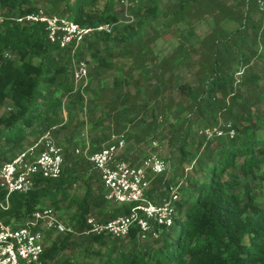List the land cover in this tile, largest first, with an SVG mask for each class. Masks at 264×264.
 Returning a JSON list of instances; mask_svg holds the SVG:
<instances>
[{
    "label": "trees",
    "instance_id": "16d2710c",
    "mask_svg": "<svg viewBox=\"0 0 264 264\" xmlns=\"http://www.w3.org/2000/svg\"><path fill=\"white\" fill-rule=\"evenodd\" d=\"M33 1L0 0V105L6 101L13 105L0 114V163L10 160L7 150L27 136L34 141L45 128L59 125L64 104L80 110L86 103L83 92L71 93L69 53L48 40L42 23L14 20L36 11ZM136 1L132 24H118L115 0H74L65 7L82 26L116 24L110 33L86 35L76 53V58L89 55L93 62L84 92L94 105L96 98H102L100 87L106 81L104 95L111 101L101 115L113 120L116 130L130 115L141 114L140 133L122 135L133 138L137 146L165 130L176 160L171 173L154 178L148 196L168 198V187H175L173 223L154 224L158 236L146 244L136 237L137 227L124 237L125 245L122 238L106 233L81 234L90 228L87 217L105 222L129 213L133 204L108 202L98 173L84 156L74 154L75 148L70 152L64 148V167L57 178L38 176L29 191L11 193L8 207L0 209V220L13 224L37 209H59L62 203L73 209L65 224L75 233L46 231L42 264H264V201H258L255 193L261 179L257 172L264 164V116L259 111L264 105V0H170L164 6L160 0ZM58 14L64 16V10ZM199 20L208 22L209 31L191 38L189 29ZM166 34L177 37L181 56L179 50L166 56L167 48L148 52V45ZM189 54L197 56L196 86L180 85V102L169 98L159 103L176 61ZM117 57L122 63L115 61ZM127 60L130 66L124 70ZM149 62L157 70L143 85V77L131 74L151 72ZM113 69L118 74H109ZM130 82L133 94L127 89ZM149 100L157 106L150 107ZM65 113L66 124L74 115L69 109ZM173 113L177 117L160 127L163 116L168 119ZM92 120L94 131L100 116ZM207 127L223 133L210 137L197 133ZM107 140L105 131L95 133L89 139L90 151ZM121 157L138 162L130 155ZM79 182L84 185L81 197L73 190ZM6 194L0 184V204ZM78 244H82L79 251Z\"/></svg>",
    "mask_w": 264,
    "mask_h": 264
},
{
    "label": "built area",
    "instance_id": "2783aa9c",
    "mask_svg": "<svg viewBox=\"0 0 264 264\" xmlns=\"http://www.w3.org/2000/svg\"><path fill=\"white\" fill-rule=\"evenodd\" d=\"M127 5L128 0H119ZM125 19H119L118 24H129L133 21L131 14L124 13ZM0 18V22H1ZM18 23H42L48 40L69 53L71 65V93L83 92L89 82V63L84 58H76L82 41L93 31L110 33L116 25L104 23L98 26H82L72 18L56 13H48L43 8L14 18ZM5 56H9L8 53ZM65 111L63 110V113ZM66 114L59 125L46 129L43 134L28 146L5 161L0 167V184L7 190L5 203L1 208L8 207V196L13 192H27L35 182L36 177L57 178L64 167V147L60 145L53 134L58 126L64 125ZM208 137L213 133L221 135L219 128H204L200 134ZM229 134L233 131L229 130ZM158 147L157 141H151ZM126 142L122 136L108 140L96 151H90V143L85 142L81 148H75L76 156L84 158L92 165L100 178V185L105 199L113 204H133L129 213L99 222L93 216L86 219L90 228L81 234L106 233L114 238H124L132 227H137L136 237L142 241L157 238L156 225L169 226L173 223L175 213L173 201L177 194L175 187L169 186L170 196L162 199H151L148 193L155 177L165 173L167 162L163 158L145 157L133 163L121 157ZM59 234L75 233L70 226L61 221L57 211L52 207L35 210L30 216L16 224H7L0 220V264H42L40 256L44 250L45 232Z\"/></svg>",
    "mask_w": 264,
    "mask_h": 264
},
{
    "label": "rangeland",
    "instance_id": "374dc122",
    "mask_svg": "<svg viewBox=\"0 0 264 264\" xmlns=\"http://www.w3.org/2000/svg\"><path fill=\"white\" fill-rule=\"evenodd\" d=\"M74 0H35L32 2L33 5H35L37 8H43L46 11H51L54 10L56 11V14H58V11L64 10V16H67L68 18H71L70 11L65 7V4L68 2L69 4H72ZM170 2V0H160V3L162 6L167 5ZM138 6V2L136 0H128L127 5L121 4L119 0H115V7L117 12L119 13V19H125L124 18V13H129L133 14V10H135ZM131 14V15H132ZM134 15V14H133ZM132 15V16H133ZM135 19L132 22H129V24L135 22L136 16L134 15ZM125 24V23H124ZM190 33H192L191 38L196 39L195 37L197 35H202L205 32L209 31V25L207 21H196L194 22L192 28L189 29ZM154 30L151 32L146 31L145 38H147L148 35L153 34ZM189 33V31H188ZM156 35V34H154ZM179 40H177V37H174L171 34H166L161 37H157L155 42H151L150 45H148V52L151 53H160L162 50L166 49L164 54L166 56L170 55L173 51H178L180 49L178 45ZM180 54V50L177 52ZM148 54V58L149 55ZM181 56V54H180ZM84 59L88 61L89 63V71H93V62L90 59L89 55H85ZM197 56L193 54H189L185 56L184 58L180 57L175 63V68L173 70L172 76L168 78V83H167V88L166 91L164 92V95L160 96L158 98L159 103H166V101L169 98H172L174 101L180 102L183 97L181 96L178 87L180 85L186 84L191 87L196 86V75H195V70L197 69V65L195 62L197 61ZM115 61L117 63H122V60L120 58H115ZM262 62H264V58L261 59ZM122 69L126 70L127 67L130 66V60L125 61L123 63ZM149 68L151 69V72H143L139 74V72H132L131 76L132 78H138V77H143L141 79L142 84H146L147 81H149L153 77H149L153 72H156L157 68L156 66L152 63H148ZM109 74H118L117 69H113L109 71ZM147 79H146V78ZM105 82L101 83V93L103 92L102 98H96L95 104L91 105L89 104V97L88 95L84 93L85 96V105L84 107L82 106V109L78 110V107L76 105L73 106V104H69L68 102L64 104L63 110L67 111V109L70 110L71 115L74 117L72 120H69L66 124H64V127L58 126L56 130L54 131V138L56 141L62 145L64 148L68 149L70 152L71 149L73 148H81L85 142H89V139L92 135L95 133H100L102 131H105L108 133V140H113L116 139L119 136H122L124 132L130 133V134H138L140 133L139 130L143 126V122L141 121V114H133L130 115L128 120H123L120 123L123 124L124 127L119 128L118 130L114 129L113 124L115 123L113 120H109L107 118H103L102 111L106 110L109 108L108 105L106 104L108 101H111L110 97H106L104 95L105 90H103V86L105 85ZM127 86V89L131 94L134 93V84L130 82ZM95 83H93L94 85ZM107 84L112 86V81L111 79L107 80ZM88 85V83H87ZM86 85V86H87ZM142 85V86H143ZM85 86V88H86ZM100 93V94H101ZM99 95V93L97 94ZM106 95L109 96L108 92L106 91ZM112 96V95H110ZM102 100V101H101ZM149 106L150 107H155L157 106V103L153 100H149ZM9 108H13V105L9 102L6 101L2 106L0 107V112L2 111H7ZM118 109H122V106H118ZM94 110V111H93ZM260 113L264 116V105L260 106L259 109ZM65 112H61L62 118L64 117ZM157 115H162L160 111L157 112ZM100 116V122L98 125V128H96L94 131L92 130V125L94 124V121L92 120L93 117L99 118ZM177 115L173 113L168 119L163 116V121L161 122L160 127H162L164 124H166L168 121H173ZM59 121V120H58ZM218 128V127H216ZM47 128H45L46 130ZM44 130V131H45ZM164 132H161L158 137L153 140L157 141L158 147H154L151 144V138L149 139L150 141H144L140 143L139 146H137V143H135L134 139H125L126 145L123 148L121 152V156L123 155H130V158L132 161H140L142 158L153 156V157H158V158H163L167 162V169L164 174L161 176L165 177L166 174L172 170L171 166L173 167V164L175 163V155L171 156L169 152V146L167 145L166 138L164 137ZM197 133L200 134V131L197 130ZM33 138L32 136L29 137L27 136L26 139L23 140V142L17 146L12 147L11 149L7 150L5 153L6 157L9 159L15 156V154L20 151L21 149L25 148V146H28L32 142ZM107 140V141H108ZM7 160H2L0 163L1 165ZM189 168L185 169V172H187ZM257 175L261 177L260 181L258 182L256 186V195L258 196V201H264V164L262 165L261 171L257 172ZM96 191L99 190L98 187L95 188ZM75 190L74 193H76L79 197L83 195L84 192V185L79 182L77 186L73 188ZM73 192V191H72ZM57 214L59 215L61 221L64 223H68L67 215L73 211V209H68L66 207L65 203L61 204V208L56 209ZM15 224L17 223L16 221L14 222ZM81 236H78V238ZM77 239L76 241L79 242ZM121 243L125 245L127 239L122 238ZM150 242L148 239L140 240L141 244H146ZM82 244H78V248H76L77 251L81 250Z\"/></svg>",
    "mask_w": 264,
    "mask_h": 264
},
{
    "label": "crops",
    "instance_id": "0c3cea01",
    "mask_svg": "<svg viewBox=\"0 0 264 264\" xmlns=\"http://www.w3.org/2000/svg\"><path fill=\"white\" fill-rule=\"evenodd\" d=\"M1 106H2V105H0V107H1ZM5 112H6V111H5ZM1 113H4V111L0 112V114H1ZM29 137H31V136H29Z\"/></svg>",
    "mask_w": 264,
    "mask_h": 264
}]
</instances>
